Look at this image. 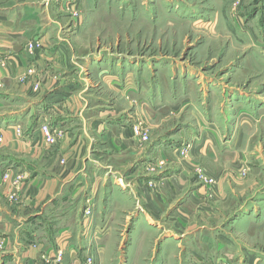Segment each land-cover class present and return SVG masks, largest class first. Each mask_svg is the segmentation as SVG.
<instances>
[{
    "label": "crops",
    "instance_id": "1",
    "mask_svg": "<svg viewBox=\"0 0 264 264\" xmlns=\"http://www.w3.org/2000/svg\"><path fill=\"white\" fill-rule=\"evenodd\" d=\"M60 7L59 0H0V264H84L81 246L64 238L70 233L60 235L62 231L55 229L57 217L64 216L62 207L92 201L96 194L91 198L86 192L99 186L97 200L108 188L111 202L124 206L140 195L144 221L155 223L163 214V183L171 198L189 182L194 185L178 205L193 201L196 191L204 192L177 165L145 177V168L155 156L172 153L182 142L196 141L204 144L203 151L198 150L204 160L225 167L239 155L233 141L242 142L248 127L257 131L264 127V90L227 86L188 64L174 70L176 88L163 87V101L151 104L145 70L136 76V55L105 50L77 53V41L88 26L82 20L65 19ZM93 18L92 26L102 24L98 16ZM127 22L146 23L137 21L135 14ZM102 39L97 37L95 42L105 43ZM29 40L44 46L28 53ZM251 57L263 60L264 54ZM31 64L37 66L36 75L42 71L36 90L25 80ZM129 107L143 109L149 117L165 110L176 120L183 114L186 119L163 134L154 147L146 146L139 153V141L130 130L135 113ZM43 122L66 132L53 147L40 135ZM17 125L23 134L17 135ZM252 151L242 152L244 161L264 157L263 152ZM4 172L11 180L16 175L21 179L15 184L5 181ZM151 179L162 183L161 191L148 186ZM239 211L232 221L264 225V191ZM125 215L130 218V208ZM62 248L64 256L55 258Z\"/></svg>",
    "mask_w": 264,
    "mask_h": 264
},
{
    "label": "rangeland",
    "instance_id": "2",
    "mask_svg": "<svg viewBox=\"0 0 264 264\" xmlns=\"http://www.w3.org/2000/svg\"><path fill=\"white\" fill-rule=\"evenodd\" d=\"M59 4L65 19L82 20L88 26L83 39L77 41V53L105 50L136 55V76L139 78L145 70V89L151 92L153 105L163 101V87L170 84L173 90L176 88L174 70L181 64L199 69L205 77L216 76L230 87L264 90V59L251 57L264 54V0H59ZM134 14L137 21L146 23H128ZM95 15L103 20L100 26L91 25ZM97 37L104 38L105 43L95 42ZM33 42L36 49L44 46L39 40H29L28 53ZM36 69V64H31L29 77L25 78L35 90L42 80V71L38 76ZM108 95L103 93L106 98ZM129 108L135 113L130 130L139 141V153H144L146 146L154 147L163 134L174 131V126H181L186 119L183 114L176 120L165 110L149 117L143 109ZM44 123L56 130L49 122ZM255 128H246L242 142L233 141L239 155L232 157L237 161L226 163L225 167L223 163L204 160L198 153L204 144L196 141L182 142L172 153L155 156L145 168V177L177 165L189 181L204 187L203 193H194L193 201L178 205L194 185L189 182L190 187L187 185L171 198L164 183L162 187V183L148 180L155 192L163 188V214L155 223L144 221L140 195L132 200V205L124 206L111 202L108 188L97 200L100 188L94 186L86 192L91 198L96 194L92 201L62 207L64 216L57 217L55 229L62 231L60 235L70 233L64 238L81 246L86 253L84 264H264V225H241L230 219L264 191V157L252 162L241 157L246 150L264 153V127L263 131ZM136 129L144 135L143 141L139 134L135 135ZM59 131L52 147L66 135L65 130ZM16 176L8 180L15 184ZM176 206L178 210L174 209ZM126 208L131 209L130 218L125 215ZM70 211L77 214L68 215ZM62 256L63 248L55 258Z\"/></svg>",
    "mask_w": 264,
    "mask_h": 264
},
{
    "label": "built area",
    "instance_id": "3",
    "mask_svg": "<svg viewBox=\"0 0 264 264\" xmlns=\"http://www.w3.org/2000/svg\"><path fill=\"white\" fill-rule=\"evenodd\" d=\"M36 44H39L38 41H36ZM33 43H30V47H29V51L30 53H33L34 50L37 48V45ZM60 129L56 128L55 131H52V129L47 125V124H42L40 126V135H42L44 137V140L47 144H54L56 141H57V137L61 134V132L59 131ZM15 131L17 133V135H21L23 129L20 127V125H17L16 128H15ZM140 135L138 136L141 141L144 140V135L141 134L140 131H138V129H136V132H135V135ZM10 177V174H8V172H4L3 174V180H8V178ZM17 180H20L21 179V176H17L16 177ZM16 180V181H17Z\"/></svg>",
    "mask_w": 264,
    "mask_h": 264
}]
</instances>
